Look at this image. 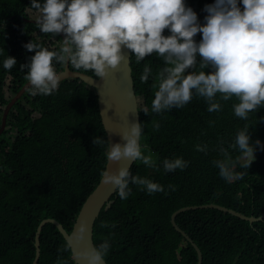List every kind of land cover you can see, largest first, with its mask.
Returning <instances> with one entry per match:
<instances>
[{"label": "trees", "instance_id": "obj_1", "mask_svg": "<svg viewBox=\"0 0 264 264\" xmlns=\"http://www.w3.org/2000/svg\"><path fill=\"white\" fill-rule=\"evenodd\" d=\"M212 2L186 0L201 23L204 5ZM27 10L39 12L30 0H0V49L5 50L0 54V125L10 97L28 82L27 67L21 65L34 53L24 44L31 40L58 51L61 43L58 34L43 33L37 23L29 22ZM195 39H200L199 33ZM6 55L16 58L12 69L2 66ZM53 64L57 72L64 69L65 64ZM145 65L152 73L141 82ZM130 66L143 126L140 142L147 145L145 154L153 157L154 165L137 160L130 171L158 182L164 191L149 194L130 183L127 199L115 192L112 205L101 209L94 222L93 242L110 240L107 264H197L195 249L172 226L171 215L182 207L205 204L245 216L264 215V148L255 152V160L245 169L239 150L229 147L245 126L251 140L264 145V106L241 119L233 112L235 96L219 100V111L208 112L204 98L194 94L180 108L153 113L151 100L163 60L153 53L137 63L131 54ZM69 67L98 77L92 70L70 63ZM145 106L148 115L142 112ZM153 121L159 122V129H153ZM97 136L107 141L96 91L78 79L61 81L50 95H32L28 89L14 104L0 135V264L32 263L35 232L43 219H54L71 231L107 162L105 145L92 143ZM198 144L206 145V151H198ZM221 147L237 161L236 171L244 172L240 179L227 182L219 176L214 161L223 158ZM177 156L188 166L166 172L163 160ZM175 223L199 248L202 264H264V219L250 223L217 209H198L177 214ZM39 242L37 264H57L58 257L74 264L68 244L53 224L43 226Z\"/></svg>", "mask_w": 264, "mask_h": 264}, {"label": "clouds", "instance_id": "obj_2", "mask_svg": "<svg viewBox=\"0 0 264 264\" xmlns=\"http://www.w3.org/2000/svg\"><path fill=\"white\" fill-rule=\"evenodd\" d=\"M30 5L39 11L36 23L41 32L63 34L58 51L31 40L24 44L27 51L34 53L21 65L27 67L32 95H50L58 89L61 75L54 61L92 70L102 78L109 67L124 60V50H129L137 63L153 53L163 60L151 100L153 113L180 108L194 94L204 98L208 112L219 111V100L235 96L238 102L233 104V112L241 119L264 106V0H213L203 7L206 15L202 23L186 0H30ZM197 33L199 40L195 39ZM3 53L2 48L0 54ZM16 63L15 57L6 55L2 66L12 69ZM151 73V67L145 65L140 81H148ZM217 93L221 94L219 99ZM137 103L139 113L138 99ZM142 112L148 115L149 108L145 106ZM159 127V122L153 121V129ZM142 132L141 121L132 120L119 133L122 142L112 143L97 136L92 143L105 145L109 161L138 160L152 167L153 157L145 154L147 145L140 142ZM229 147L239 150L241 167L248 169L256 158L255 152L264 145L259 139L252 141L249 127L245 126ZM196 148L206 151L207 146L198 144ZM219 150L223 158L214 161L219 176L227 182L240 179L244 172L236 171L237 161L224 147ZM162 166L166 172L183 170L188 161L179 156L165 158ZM101 175L102 182L110 184L122 200L131 192L130 183L142 186L149 194L164 191L158 182L133 175L129 165L114 170L106 167ZM85 231L86 226L81 224L72 236L80 241ZM110 247V240L105 238L98 245L75 251L74 256L83 257L86 264H104ZM57 264L67 261L58 257Z\"/></svg>", "mask_w": 264, "mask_h": 264}, {"label": "water", "instance_id": "obj_3", "mask_svg": "<svg viewBox=\"0 0 264 264\" xmlns=\"http://www.w3.org/2000/svg\"><path fill=\"white\" fill-rule=\"evenodd\" d=\"M29 22L36 23V20H28ZM61 39L63 38V34H58ZM124 60L121 61L115 67H109L106 70V75L104 77H91L82 72L73 71L69 67V63H65L64 69L61 72H58L61 75V79L59 83L63 80L67 79H78L83 82L85 85L92 87L96 91L97 95V104L99 109V114L101 117V121L104 127V130L107 135V140L115 143L122 142L119 133L127 126L128 121L139 120L138 113V103L137 98L134 91V83L132 78V70L130 66V56L131 53L129 50H124ZM30 88L29 82H26L22 88L11 97L9 102L4 108L1 117V125H0V135L4 131L6 127V119L11 108L14 104L21 99L23 94ZM135 161L129 162L126 159H121L120 161L112 162L107 159L105 168L116 169L122 165H129L131 168ZM116 192V190L110 185H106L102 182V176L100 178L99 183L94 188V190L87 197L85 202L83 203L76 219L73 224L72 231L67 233L62 225L58 223L54 219H43L35 233L34 245H35V257L31 264H37L40 256V242L39 236L40 232L44 225L50 223L53 224L58 231L62 234L68 246L71 250L72 259L74 264H86L83 257L74 256V252L77 250H84L91 245H93V226L96 218L99 216L101 209L108 210L112 205L113 200H111L112 195ZM198 209H217L230 215H233L239 219L248 221L250 223L257 222L262 220L264 216L259 218H255L253 216H245L241 213H238L234 210L218 206L216 204H205L200 206H188L183 207L175 211L171 215V224L175 228L177 232L182 234L185 239L191 243L192 247L195 249L197 254V264H202V255L199 248L196 244L190 239L183 231H181L175 223V216L181 212L189 211V210H198ZM86 226V231L84 234V238L80 241H76L72 233L81 225ZM104 264H107L104 261Z\"/></svg>", "mask_w": 264, "mask_h": 264}, {"label": "rangeland", "instance_id": "obj_4", "mask_svg": "<svg viewBox=\"0 0 264 264\" xmlns=\"http://www.w3.org/2000/svg\"><path fill=\"white\" fill-rule=\"evenodd\" d=\"M26 12H27V15L29 16V18L32 20H36L37 16L39 15V12H32L30 10H28ZM7 96L9 97V95H7Z\"/></svg>", "mask_w": 264, "mask_h": 264}, {"label": "bare ground", "instance_id": "obj_5", "mask_svg": "<svg viewBox=\"0 0 264 264\" xmlns=\"http://www.w3.org/2000/svg\"><path fill=\"white\" fill-rule=\"evenodd\" d=\"M94 228V227H93Z\"/></svg>", "mask_w": 264, "mask_h": 264}]
</instances>
